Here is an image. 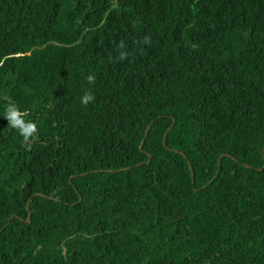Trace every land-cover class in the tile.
<instances>
[{
	"label": "trees",
	"instance_id": "trees-1",
	"mask_svg": "<svg viewBox=\"0 0 264 264\" xmlns=\"http://www.w3.org/2000/svg\"><path fill=\"white\" fill-rule=\"evenodd\" d=\"M263 166L264 0H0V264H264Z\"/></svg>",
	"mask_w": 264,
	"mask_h": 264
},
{
	"label": "clouds",
	"instance_id": "clouds-1",
	"mask_svg": "<svg viewBox=\"0 0 264 264\" xmlns=\"http://www.w3.org/2000/svg\"><path fill=\"white\" fill-rule=\"evenodd\" d=\"M149 41L148 37L144 38V42L147 43ZM117 48L121 51L119 52V59L124 60L127 58L126 51H123V49L126 48V45L121 40ZM87 81L90 84L95 83V76L94 75H88ZM95 100V97L92 95V93L85 92L84 95L81 97V104L87 105ZM27 112H22L19 110V108L16 106L15 103H10L7 105V107L4 110V117L8 122V126L12 129H15L19 135L23 138V141L25 145L27 146L31 138L34 137V135L37 133L38 129L34 122L32 121H26L24 117L27 115Z\"/></svg>",
	"mask_w": 264,
	"mask_h": 264
},
{
	"label": "water",
	"instance_id": "water-1",
	"mask_svg": "<svg viewBox=\"0 0 264 264\" xmlns=\"http://www.w3.org/2000/svg\"><path fill=\"white\" fill-rule=\"evenodd\" d=\"M147 132H148V127H147V129H146V131H145V136L147 135ZM163 143H164V140H163ZM224 155H221L220 157H219V159H218V164H220V160H221V158L223 157ZM189 168L191 169V165H189ZM263 168H264V166H263ZM124 170V169H123ZM216 177V176H215ZM35 196H43V195H40V194H35ZM43 197H45V196H43ZM48 199H52L51 197H47ZM80 200H81V198H80V196H79V199H78V202H80ZM29 203V202H28ZM27 209H28V204H27ZM29 219H30V214H28V220L27 221H29Z\"/></svg>",
	"mask_w": 264,
	"mask_h": 264
}]
</instances>
